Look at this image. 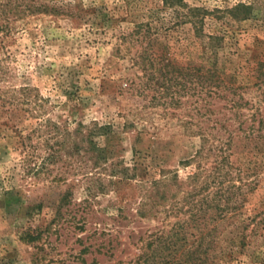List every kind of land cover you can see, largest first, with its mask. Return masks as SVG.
Masks as SVG:
<instances>
[{"label":"trees","instance_id":"1","mask_svg":"<svg viewBox=\"0 0 264 264\" xmlns=\"http://www.w3.org/2000/svg\"><path fill=\"white\" fill-rule=\"evenodd\" d=\"M161 1L164 8L173 9L171 29L189 25L191 39L184 36L172 47L162 45L158 53L152 49L148 23L121 35L118 51L121 44H139L130 62L141 75L117 80L116 93L121 98H136L134 109L121 114L123 130L135 129L138 121L148 116L149 107L162 106V120H175L185 135L197 140L195 153L180 163L192 168L185 179L162 166L157 177L143 183L139 174L147 168L141 170V154L135 151L127 163L113 159V150L106 144L113 137V125L77 120L79 96L75 93L67 96L71 104L66 119L53 121L43 117L48 99L37 88H0L1 108L40 118L36 129L20 136L27 172L37 166L30 167L34 155L27 154L40 148L30 142L36 136L45 151L38 170L57 167V182H66L67 173L81 176L86 185L79 204L83 213L79 229L89 233L82 254L92 256L90 264H99L98 256L111 260L115 256L113 243L119 246L106 222H101L102 228L93 222L98 194L133 181L140 188L137 214L142 218L161 206L164 217L162 229L156 228L147 241L140 240L139 254L126 264H232L264 240V212L251 214L246 207L256 192L264 190V60L253 57L244 66L227 69L223 54L234 48L235 54L249 28L264 33V0H240L212 10L190 6L184 0ZM36 15L64 17L71 23L84 18L75 0H0V55H7L5 43L17 32L16 22ZM208 24H214L212 31H206ZM247 39L257 41L256 36ZM192 47L199 62L183 63L175 58L177 51L184 54ZM4 70L0 58V82ZM75 186L74 182L68 184L62 202H72ZM118 211V218L123 219V208ZM227 229L229 236L225 237ZM38 235L30 230L25 238L34 242ZM223 243L228 245L222 247ZM253 258L264 264V248ZM83 263H87L85 259Z\"/></svg>","mask_w":264,"mask_h":264},{"label":"rangeland","instance_id":"2","mask_svg":"<svg viewBox=\"0 0 264 264\" xmlns=\"http://www.w3.org/2000/svg\"><path fill=\"white\" fill-rule=\"evenodd\" d=\"M184 1L190 6L212 10L230 7L240 0ZM75 4L82 11V21L71 23L64 17L36 15L16 22L17 32L5 43L7 55H0L5 69L0 88L22 85L37 88L48 99L43 117L53 121L66 119L71 104L67 96L75 93L79 96L77 120L113 125V137L106 141L113 150V159L127 163L135 151L141 154V170L148 171L139 174L143 183L157 177L162 166L185 179L192 168L180 163L195 153L197 140L185 135L175 120H162V106L149 107L148 116L139 120L135 129H122L121 114L128 108L134 109L136 98L118 97L117 80L141 73L130 62L139 51V44L134 42L129 47H124L128 43L121 44L120 51L117 46L121 35L131 33L140 23H148L152 28V49L159 53L162 45L172 47L180 38H190V26L171 29L175 21L173 9L164 8L161 0H75ZM213 29L214 24L206 26V31ZM261 32L249 28L235 54V48L223 53L224 67L244 66L253 57L264 60ZM248 36H256L257 41H249ZM199 57L193 47L184 54L175 53V58L183 63L199 62ZM219 57L222 61L221 54ZM39 121L40 118L33 119L20 110L0 107V264H84V259L90 264L92 256L82 254L89 233L79 229L83 217L79 204L86 193L81 176L66 173V182H57V167L38 170L45 151L36 136L30 142L40 148L34 150L35 154L32 150L27 154L34 155L30 167L37 166L27 172L23 162L26 153H21L20 136L36 129ZM155 132L158 134H151ZM72 182L76 186L72 202L67 205L61 198ZM108 189L96 198L97 219L93 222L99 223L100 228L104 227L101 222H106L113 230L112 236L118 238L119 246L113 243L115 256L111 260L97 258L99 264H126L139 254L140 240L147 241L156 228L162 229L164 214L161 206L142 218L137 214L140 188L134 181ZM246 207L251 214L264 212V190L256 192ZM122 208L124 216L120 219L118 210ZM30 230L39 234L34 242L25 238ZM229 230L225 231V237L229 236ZM227 245L223 243L222 247ZM263 248L261 238L232 264H258L253 255Z\"/></svg>","mask_w":264,"mask_h":264}]
</instances>
